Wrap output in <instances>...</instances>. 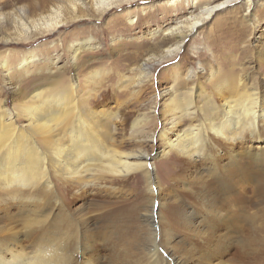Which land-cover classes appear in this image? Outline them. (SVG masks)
Segmentation results:
<instances>
[{"label":"rangeland","instance_id":"1","mask_svg":"<svg viewBox=\"0 0 264 264\" xmlns=\"http://www.w3.org/2000/svg\"><path fill=\"white\" fill-rule=\"evenodd\" d=\"M4 1L0 0V13L4 15L23 4L15 0L16 5L4 7ZM63 1L49 0L48 10L65 4ZM78 2L87 8L88 16L84 20L67 24L50 35L24 39L19 44L15 43L18 37L13 18L6 15L0 20V56L7 54L8 61H5L9 68L2 67L0 60V102L13 111L18 103L26 100L25 94L29 99L34 91L48 90L49 80L57 75H64L66 82L75 81L79 92L91 94L90 104L95 109L117 111L114 137L122 150L145 151L153 157L151 168L158 174L163 192L171 199L168 206L159 209L166 212L169 207L175 208L170 244L189 255L186 264H264V157L258 161L253 154L258 150L256 146L264 145V140L246 137L234 148L222 147L218 155L221 165L218 171L221 167L222 177L217 176V171L215 176L205 172L201 161L163 158L160 151L164 145L159 137L163 127L170 125L166 124L164 113L174 91L195 88L198 96H194V101L198 106L210 96L220 103L222 99L214 89L218 76L227 74L231 83L240 80L246 90H257L264 108V0L232 1L191 33H187L191 16L199 13L210 0H133L102 16L93 12L91 0ZM130 18L135 22L131 24ZM173 28H178L179 33L172 32ZM178 34H187L180 51L165 55L170 46L181 40ZM5 38L12 42L6 44ZM87 38H92V42L73 63L72 43ZM31 58L34 62L20 67L22 61ZM146 73L149 77L142 85L120 91L121 79L134 80ZM173 85H176L174 90ZM160 94L165 96L161 99ZM144 115L148 116L146 125L135 127L134 121ZM182 123L181 128H185L193 119L187 118ZM194 176L196 180L192 179ZM222 179V189L228 190L227 193L221 189ZM72 190L64 192L60 212L65 209L70 214L80 213L81 219L84 216V219H96L100 229L111 235H129L132 231L145 235L149 230L138 228V210L145 204L144 197L139 195L145 190L142 180L120 190V197H113L106 209L101 207L111 196H106V190L97 194L94 190L87 193L83 188ZM219 194L231 198L219 201ZM156 201L157 207L160 200ZM219 206L227 214L225 220L235 224L233 228L225 227L224 221L213 224L216 219L212 216ZM12 211L18 213L16 208ZM0 217L2 224L9 220L3 211ZM68 224L70 228L73 222ZM212 224L217 225L215 230L211 229ZM201 228H208L211 233L212 241L208 245L198 240ZM103 243L94 244L84 255L76 253L73 263L83 264L94 257L109 259L112 248L108 242ZM196 243L199 247L193 251ZM191 251L192 254H187Z\"/></svg>","mask_w":264,"mask_h":264},{"label":"bare ground","instance_id":"2","mask_svg":"<svg viewBox=\"0 0 264 264\" xmlns=\"http://www.w3.org/2000/svg\"><path fill=\"white\" fill-rule=\"evenodd\" d=\"M13 1L15 2L6 0L2 4L4 7L16 5ZM20 1L23 4L15 6L8 14L0 13V20L8 15L15 21L18 37L16 44L36 35L53 34L67 24L84 20L88 16L85 4L78 0H62L65 4L50 10L49 0ZM129 1L133 0H91V6L96 15L102 16ZM232 1L236 0H210L199 13L191 16L187 33L194 31L215 11ZM26 19L28 22L24 21ZM134 22L135 19L130 18V23ZM178 30L171 29L172 32L179 33ZM178 36L181 40L170 46L165 55L180 51L187 34ZM5 41L6 44L12 42L10 38H5ZM91 42L92 38H87L72 43L70 49L73 52V63L77 62L80 53ZM5 57L0 56V60L2 67L7 68L8 59ZM34 60L25 59L20 67ZM148 77L149 74L146 73L134 80L123 78L118 86L120 91H128L131 86L142 85ZM230 80L227 74L215 78L216 84L213 86L222 99L220 103L210 96L198 106L194 101V96H198L194 93L195 88L174 91L164 113L165 122L170 125L163 127L159 133L164 145L160 151L163 158L181 162L201 161L205 172L215 176L217 171L218 176L223 172L221 167L218 171L221 166L218 164V155L222 147L234 148L235 144L246 137L256 141L264 140L261 138L264 135V108L259 92L254 88L246 90L240 80L235 84ZM49 81L48 85L51 86L48 90L34 91L29 99L25 94L26 100L18 103L13 111L3 101L0 102V211L5 212L9 219L7 223H0V264H74L76 253H89L94 244L96 246L100 242L109 243L112 256L109 259L90 258L83 264H107V261L108 264H186L189 255L186 256L185 252L170 244L175 208L169 207L166 212L159 209L168 206L171 199L163 192L158 174L151 168V154L145 151L130 153L121 149L119 141L114 137L115 120L119 117L117 111L95 109L90 104L91 94L79 92L75 81L66 82L62 74ZM174 89L176 85H173L172 90ZM164 96L160 94L161 99ZM187 118L193 119V123L181 128L182 122ZM147 119V115L138 117L134 126L146 125ZM173 133L174 137L171 136ZM256 148L258 150L253 154L259 161V158L264 157V145ZM232 176L235 177V174ZM138 179L145 186L143 194L139 195L144 197L146 205L138 210V228L149 229L145 235L134 231L129 235H111L100 229L96 219H84L85 216L81 219L80 213L70 214L65 209L60 212L66 190L83 188L87 193L94 190L96 194L100 190H106V196L111 195L109 199L104 198V204H101L106 209L110 207L113 197H120V190L133 185ZM192 179L196 180V177ZM179 180L187 182V179ZM223 182V179L219 182L221 189L224 188ZM222 190L224 193L228 191ZM223 196L219 194L217 200L228 201L231 198ZM157 199L160 201L156 207ZM12 208H16L18 213L14 214ZM223 210L219 206L214 212L212 218L216 221L213 224L224 221L225 227L233 228V221L225 220L227 214ZM70 221L73 224L69 228ZM216 226L213 225L211 229L215 230ZM201 229L197 234L198 240L210 244V231L208 228ZM198 247L196 243L193 251ZM160 248H164L162 252ZM193 251L187 254H192Z\"/></svg>","mask_w":264,"mask_h":264}]
</instances>
